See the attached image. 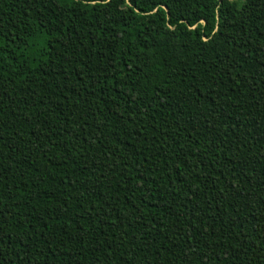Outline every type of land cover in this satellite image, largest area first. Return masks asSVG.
<instances>
[{"label": "trees", "instance_id": "1", "mask_svg": "<svg viewBox=\"0 0 264 264\" xmlns=\"http://www.w3.org/2000/svg\"><path fill=\"white\" fill-rule=\"evenodd\" d=\"M119 1L0 0V264H264V0Z\"/></svg>", "mask_w": 264, "mask_h": 264}, {"label": "rangeland", "instance_id": "2", "mask_svg": "<svg viewBox=\"0 0 264 264\" xmlns=\"http://www.w3.org/2000/svg\"><path fill=\"white\" fill-rule=\"evenodd\" d=\"M111 4H112L111 6L113 7V10H115L116 12L120 10L122 7V3L119 0H112Z\"/></svg>", "mask_w": 264, "mask_h": 264}, {"label": "water", "instance_id": "3", "mask_svg": "<svg viewBox=\"0 0 264 264\" xmlns=\"http://www.w3.org/2000/svg\"><path fill=\"white\" fill-rule=\"evenodd\" d=\"M202 22H203V20H201ZM191 27H194V25L193 26H191ZM203 39H206L205 37H203Z\"/></svg>", "mask_w": 264, "mask_h": 264}]
</instances>
